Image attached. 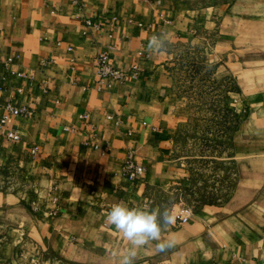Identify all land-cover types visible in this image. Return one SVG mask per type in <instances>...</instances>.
<instances>
[{
	"label": "crops",
	"instance_id": "obj_1",
	"mask_svg": "<svg viewBox=\"0 0 264 264\" xmlns=\"http://www.w3.org/2000/svg\"><path fill=\"white\" fill-rule=\"evenodd\" d=\"M160 33L166 51L149 52ZM185 46L232 78L221 105L240 120L230 191L179 221L184 206L169 198L190 190L177 148L194 107L171 66ZM100 51L138 73L98 88ZM7 102L32 114L0 126V264H119L127 242L106 220L119 202L175 217L163 233L173 247L146 246L135 264H264V0H0V116ZM128 149L146 167L134 181Z\"/></svg>",
	"mask_w": 264,
	"mask_h": 264
},
{
	"label": "rangeland",
	"instance_id": "obj_2",
	"mask_svg": "<svg viewBox=\"0 0 264 264\" xmlns=\"http://www.w3.org/2000/svg\"><path fill=\"white\" fill-rule=\"evenodd\" d=\"M185 1L199 6L218 0ZM172 47L177 49L180 46L177 44ZM180 50L175 60H172L174 63L171 69L181 85V91L191 101L194 113L184 138L181 137L178 142L177 153L189 156L187 163L190 164L191 184L190 190L186 188L181 193H175L169 198V203L178 202L184 207L193 208L223 197L233 181L234 169L229 158L233 119L230 115L223 118L227 115L221 114L222 100L232 85L212 75V66L206 65L199 58L200 50L191 46ZM228 81L233 82L232 78H228ZM50 264L79 263L53 258Z\"/></svg>",
	"mask_w": 264,
	"mask_h": 264
},
{
	"label": "clouds",
	"instance_id": "obj_3",
	"mask_svg": "<svg viewBox=\"0 0 264 264\" xmlns=\"http://www.w3.org/2000/svg\"><path fill=\"white\" fill-rule=\"evenodd\" d=\"M169 43L166 33L153 35L148 41L147 50L159 54L166 51ZM106 220L127 242V248L116 254L119 264H135L139 251L153 243L158 252H166L175 243L173 240L163 239L164 231L175 221L168 208L161 211L147 206L129 207L127 203L119 202L112 205L106 213Z\"/></svg>",
	"mask_w": 264,
	"mask_h": 264
},
{
	"label": "built area",
	"instance_id": "obj_4",
	"mask_svg": "<svg viewBox=\"0 0 264 264\" xmlns=\"http://www.w3.org/2000/svg\"><path fill=\"white\" fill-rule=\"evenodd\" d=\"M87 25H95L90 19L86 20ZM70 48V46H69ZM11 56H8L6 62L11 61ZM137 74L138 73V66L133 65L132 68L128 71L122 70L118 67L113 66L109 62V55L107 52L100 51L95 56V74H96V86L98 88L102 87L104 84V79L107 77H114L116 79H123L127 74ZM109 85V84H108ZM32 114V110L29 106L22 104V105H15L11 102H7L5 104V112L0 116V126H2L6 122H10L12 118L16 115H23L29 116ZM7 137L16 139L19 137V134L15 130H8ZM36 147L32 148L34 151ZM146 167L144 164L138 163L135 161L133 157V151L131 149L127 150L126 157L123 162L122 172L123 175L131 180L134 181L139 178L143 172L145 171ZM191 210L190 207H183L181 213L177 215L179 221H184L187 218L189 211ZM184 212V213H182Z\"/></svg>",
	"mask_w": 264,
	"mask_h": 264
},
{
	"label": "trees",
	"instance_id": "obj_5",
	"mask_svg": "<svg viewBox=\"0 0 264 264\" xmlns=\"http://www.w3.org/2000/svg\"><path fill=\"white\" fill-rule=\"evenodd\" d=\"M226 82V81H225ZM227 83L228 84H231L232 86L230 87V90H235L237 87L235 86V84L231 81V82H229L228 80H227ZM222 107H221V110H222V115H224V116H226V117H223V118H227V117H229V115L231 116V118L233 119V127H232V130H231V133H232V131L234 130V128L236 127V125L238 124V122H239V120H240V117L238 116V114H237V112H235V111H233V110H231L230 108H228V107H226V106H223V105H221ZM221 116V115H220ZM222 117V116H221ZM232 183H233V181H232ZM232 183H231V185H230V187H229V190L225 193V195L223 196V197H220V198H217V200L218 199H222V198H224L225 196H226V194L230 191V188H231V186H232ZM217 200H212L211 202H215V201H217Z\"/></svg>",
	"mask_w": 264,
	"mask_h": 264
}]
</instances>
